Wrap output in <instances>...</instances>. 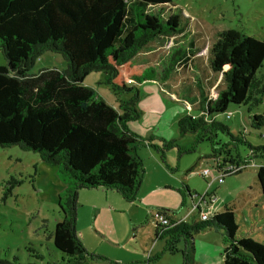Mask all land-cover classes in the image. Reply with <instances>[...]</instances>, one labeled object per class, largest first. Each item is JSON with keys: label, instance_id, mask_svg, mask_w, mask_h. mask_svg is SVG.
I'll return each mask as SVG.
<instances>
[{"label": "trees", "instance_id": "1", "mask_svg": "<svg viewBox=\"0 0 264 264\" xmlns=\"http://www.w3.org/2000/svg\"><path fill=\"white\" fill-rule=\"evenodd\" d=\"M171 2L0 0V50L7 60V66L0 67V147L16 145L32 150L41 161L54 166L65 183L57 198L62 220L51 233L61 260L44 264L107 261L89 254L77 235L78 193L104 188L133 202L144 173L136 150L140 144L161 152L176 147L182 155L193 152L199 142L208 141L215 172L229 164L245 168L252 157L264 158V146L251 145L244 135L234 136L227 125L214 118L230 105L255 107L264 96V74H259L264 63V42L237 29L223 32L213 49L211 67L224 78V88L213 100L202 95L205 108L202 110L201 105L200 115H183L177 120L178 135H192L193 143L180 146L175 139L162 140L160 147L150 144L152 138L141 139L128 128L127 123L139 116L135 108L137 85L151 80L166 82L171 76L174 57L162 71L134 61L149 42L175 32L177 16L164 22L159 14L147 10L148 6ZM45 51L61 54L67 68L32 74L34 61ZM92 71L101 72L103 83L117 96L116 108L84 84ZM131 92L134 95L130 99L120 98ZM254 119L262 120L258 116ZM219 134L225 142H219ZM240 144L250 150L252 157H240ZM256 178L264 198V165L256 170ZM186 195L191 197L188 189ZM171 223L156 228L169 238L165 252L180 253L182 264H194L192 235L210 227L225 231L223 264H264V246L250 237L237 236L238 225L229 208L207 221L171 219ZM180 242L183 248L179 250ZM0 264L23 263L13 258L0 259Z\"/></svg>", "mask_w": 264, "mask_h": 264}, {"label": "rangeland", "instance_id": "2", "mask_svg": "<svg viewBox=\"0 0 264 264\" xmlns=\"http://www.w3.org/2000/svg\"><path fill=\"white\" fill-rule=\"evenodd\" d=\"M147 10L159 14L164 22L177 16L178 27L172 34L149 42L134 61L157 71L166 68L171 57L175 61L166 82L151 80L137 85L135 108L139 116L127 126L141 139L152 138L150 144L161 147L162 140L175 139L180 146H186L194 142L193 136L180 137L177 120L183 115H200L203 93L213 100L224 88V78L211 67L216 43L228 29L240 30L264 42V0H172L165 6H148ZM1 66H7V60L0 50ZM66 68L61 54L45 51L34 61L30 72ZM259 74H264V63ZM84 84L116 108L117 96L103 83L101 72H90ZM133 95L134 92L125 93L120 98L128 100ZM256 116L262 120L256 121ZM214 118L227 125L234 136L244 135L251 145L264 146V96L255 107L230 105ZM218 140L226 141L222 134ZM136 150L144 173L133 202L124 201L114 190H110L107 200L102 188L78 193L76 232L89 254L134 264H146L149 258V264H182L180 253L163 252L158 259L153 258L160 250L150 249L155 230L150 213L160 211L184 218L190 203L186 189L193 201L197 195L214 193L212 206L202 210L212 217L229 208L237 215L239 234L264 246V198L256 178L264 158L250 156V150L240 144V157H252L251 163L218 184L208 141L199 142L193 152L182 155L176 147L161 152L140 144ZM203 169L210 171L206 178L200 175ZM64 188L55 167L41 161L37 153L16 145L0 147V259L17 258L23 264L61 260L51 233L62 220L57 198ZM90 195L97 196L92 200ZM92 201L96 203L95 212L91 211ZM192 218L200 221L199 215L193 214L187 222ZM192 238L194 264H223L225 231L212 227ZM177 248L182 249L183 243H178ZM91 262L87 259L83 264Z\"/></svg>", "mask_w": 264, "mask_h": 264}, {"label": "built area", "instance_id": "3", "mask_svg": "<svg viewBox=\"0 0 264 264\" xmlns=\"http://www.w3.org/2000/svg\"><path fill=\"white\" fill-rule=\"evenodd\" d=\"M244 166L243 165H226L221 167L217 175L214 179H216L218 184L223 183V180L226 176H230L232 174H235L237 171L243 170ZM210 174V171L208 169H204L202 172H200V175L203 178L208 177ZM215 198L214 193L210 194L208 192L203 193L202 195H197V200L191 202V205L189 206V212L187 215H192L194 213H197L200 217V221H207L211 217L202 210V207H207L208 205L212 204L213 199ZM151 220L152 222L159 227H166V226H172L171 219L168 218V216L160 211H155L152 212L151 214ZM181 222V221H177Z\"/></svg>", "mask_w": 264, "mask_h": 264}, {"label": "crops", "instance_id": "4", "mask_svg": "<svg viewBox=\"0 0 264 264\" xmlns=\"http://www.w3.org/2000/svg\"><path fill=\"white\" fill-rule=\"evenodd\" d=\"M203 96H205L206 97V94L205 93H203ZM200 102V101H199ZM201 107V106H200ZM204 170V169H203ZM216 175H217V172H216ZM202 177V176H201ZM203 178V177H202ZM223 183H224V180H223ZM207 186H209L208 184H207ZM102 189H104V188H102ZM90 190V189H89ZM92 190H97V188L96 189H92ZM104 190H106V193H105V198L108 200L109 198H110V190L109 189H104ZM189 191V190H188ZM209 191V190H208ZM189 193H190V191H189ZM191 195V194H190ZM95 196H97V195H90V198L93 200L94 198H95ZM215 196V195H214ZM192 197V196H191ZM191 197H188V200L190 201V203H189V206L191 205V202H193V200H192V198ZM85 198V197H84ZM90 205H91V211H93V212H95V205H96V203H95V201H92V202H90ZM212 206V204H210V205H208L207 206V208L208 207H211ZM188 212H189V207H188V209H187V212H186V216L183 218H176L175 216H172V215H170V214H168V216L169 217H171V219H173V220H175V221H184V222H187L188 220H187V218L188 217H190L191 216V214L190 215H187L188 214ZM234 213V212H233ZM151 214L152 213H150V218H151ZM194 214H196V213H194ZM193 215V214H192ZM213 215H216V214H213ZM212 215V216H213ZM239 216H240V214H239ZM234 217H235V222H236V224L238 225V222H237V215L236 214H234ZM152 222V221H151ZM154 224V223H153ZM154 228H155V230H154V238H153V240H152V244H151V248L150 249H153V248H156V249H158L157 251H159L160 250V252L159 253H156L155 254V256L153 257V258H155L156 256H158V258L163 254V252H165V243H166V241L169 239V238H167L166 236H164L163 235V233H162V229H160V228H156V225L154 224ZM212 227H210V228H207V229H211ZM217 228V227H216ZM220 230H223V229H220ZM238 237H244V235H240L239 234V225H238V235H237ZM104 239L106 240V238H105V236H103L102 237V241H104ZM163 240V241H162ZM160 243V244H159ZM183 243V242H182ZM224 243H225V240H224ZM93 254H95V253H93ZM97 255H100V254H97ZM100 256H102V257H105L106 259H107V261H103V260H99V259H96V260H92V262H91V264H110V262H113V263H118V264H134V263H125V262H123V260L122 259H120V258H112V260H110L108 257H106V256H104V255H100ZM157 258V259H158Z\"/></svg>", "mask_w": 264, "mask_h": 264}]
</instances>
